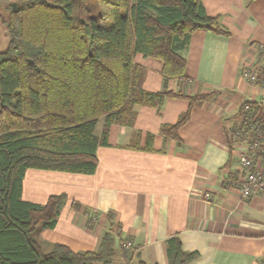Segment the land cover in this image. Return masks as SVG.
Listing matches in <instances>:
<instances>
[{
	"label": "trees",
	"instance_id": "1",
	"mask_svg": "<svg viewBox=\"0 0 264 264\" xmlns=\"http://www.w3.org/2000/svg\"><path fill=\"white\" fill-rule=\"evenodd\" d=\"M4 10L9 16L2 21L8 41L0 52V264H112L110 232L94 252L74 253L59 244L49 253L41 250L33 235L38 227H55L67 197L50 196L44 205L22 200L25 172L92 175L96 150L108 145L110 126H130L135 106L156 107L166 97L189 101V110L174 125L159 129L161 136L177 141L195 103L207 96L163 89L138 91L134 97L141 69L133 57L159 62L166 84L188 83L185 53L191 35L230 33L218 17L206 15L202 0H9ZM255 50L254 80L246 82L264 90V46ZM237 115L239 123L228 131L230 150L258 134L264 138L262 102L242 103ZM100 118L105 125L97 138ZM259 150L263 156L264 141ZM165 256L167 264L198 259L197 253L182 250L177 237L165 242ZM135 259L145 264L139 254Z\"/></svg>",
	"mask_w": 264,
	"mask_h": 264
},
{
	"label": "crops",
	"instance_id": "2",
	"mask_svg": "<svg viewBox=\"0 0 264 264\" xmlns=\"http://www.w3.org/2000/svg\"><path fill=\"white\" fill-rule=\"evenodd\" d=\"M5 1L3 8L9 3ZM202 6L230 34L198 31L191 35L185 53L188 83L166 84L159 62L138 54L133 57L141 69L134 97L138 91L163 89L189 97L207 96L195 103L177 132V141L164 138L159 129L174 125L189 110V101L166 97L156 107L135 106L130 126H110L108 145L96 150L92 175L25 172L22 200L44 205L50 196L67 197L55 227H38L33 235L44 253L56 244L74 253L94 252L110 232L112 264H136L137 254L145 264H167L165 242L172 237L178 238L184 252L198 254L190 264H264L262 194L240 199L233 162L238 145L229 149L228 134L231 124L239 123L237 110L242 103L264 104V90L240 74L242 68L256 63L255 48L264 46V0H202ZM5 32L0 21L2 44ZM104 125V118L98 119L97 138ZM113 224L119 226L116 232ZM126 241L129 249L123 248Z\"/></svg>",
	"mask_w": 264,
	"mask_h": 264
},
{
	"label": "built area",
	"instance_id": "3",
	"mask_svg": "<svg viewBox=\"0 0 264 264\" xmlns=\"http://www.w3.org/2000/svg\"><path fill=\"white\" fill-rule=\"evenodd\" d=\"M256 64V63H255ZM254 65L241 69V77L246 80H254ZM264 138L256 135L251 143H243L237 146L233 162L237 166L238 176L235 179V189L240 199L260 197V203H264V155L260 149ZM261 151V152H260ZM205 199L209 196L205 195ZM130 242H124L123 247L128 249Z\"/></svg>",
	"mask_w": 264,
	"mask_h": 264
},
{
	"label": "rangeland",
	"instance_id": "4",
	"mask_svg": "<svg viewBox=\"0 0 264 264\" xmlns=\"http://www.w3.org/2000/svg\"><path fill=\"white\" fill-rule=\"evenodd\" d=\"M6 3L7 2L5 0H0V21H1V24H2V21L3 20L6 21L8 19V16H9L8 12H6L3 8L6 5ZM2 26H3V24H2ZM5 34H6L5 42L3 44L0 43V52H3L7 46V41H8L7 33L5 32ZM0 38H1V34H0ZM246 67L247 66H245L244 68H246ZM135 93L137 94V92H135ZM133 96H134V92H133ZM262 101H264V92H263V96H262Z\"/></svg>",
	"mask_w": 264,
	"mask_h": 264
},
{
	"label": "water",
	"instance_id": "5",
	"mask_svg": "<svg viewBox=\"0 0 264 264\" xmlns=\"http://www.w3.org/2000/svg\"><path fill=\"white\" fill-rule=\"evenodd\" d=\"M15 7V5H13Z\"/></svg>",
	"mask_w": 264,
	"mask_h": 264
}]
</instances>
